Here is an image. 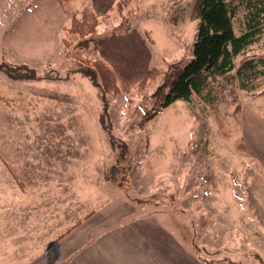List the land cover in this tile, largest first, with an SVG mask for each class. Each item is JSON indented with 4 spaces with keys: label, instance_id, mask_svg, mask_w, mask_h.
<instances>
[{
    "label": "rangeland",
    "instance_id": "374dc122",
    "mask_svg": "<svg viewBox=\"0 0 264 264\" xmlns=\"http://www.w3.org/2000/svg\"><path fill=\"white\" fill-rule=\"evenodd\" d=\"M193 1L130 0L98 17L85 50L69 28L92 0H0V264H115L95 248L124 223L126 233L143 224L159 262L168 243L190 264H264V77L232 103L151 107L168 67L192 58ZM131 29L160 75L144 91L103 95L83 60L94 41ZM243 55L264 56V32Z\"/></svg>",
    "mask_w": 264,
    "mask_h": 264
},
{
    "label": "trees",
    "instance_id": "16d2710c",
    "mask_svg": "<svg viewBox=\"0 0 264 264\" xmlns=\"http://www.w3.org/2000/svg\"><path fill=\"white\" fill-rule=\"evenodd\" d=\"M129 2L92 0L93 12L84 15L81 20L71 19L69 33L78 37L77 46L88 50L98 17H108L114 8L121 13ZM190 13L191 20L198 22L192 58L184 66L170 65L163 73L161 83L150 96L154 114L176 101L189 103L195 99L213 107L226 95L231 97L232 103L237 100L235 90L254 92L264 77V56H242L244 50L256 43L264 32V0H194ZM238 15L243 17L242 28L236 26V23L239 24ZM65 47L69 48L68 44ZM92 50L95 56L89 62L83 60L86 69L81 73L90 77L103 95L129 90L144 91L160 75L157 69L150 66L149 47L136 30L131 29L124 34L112 33L94 41ZM238 56L242 57L236 65ZM4 72L16 77L10 69ZM236 109L239 111V107ZM119 148L120 152L124 151ZM120 168L123 178L126 172ZM97 174L101 176L102 173L99 170ZM175 216L174 221L180 219L192 226L189 230H194L191 219L186 218L184 212L183 215L177 212ZM205 249L201 252L206 253Z\"/></svg>",
    "mask_w": 264,
    "mask_h": 264
},
{
    "label": "crops",
    "instance_id": "0c3cea01",
    "mask_svg": "<svg viewBox=\"0 0 264 264\" xmlns=\"http://www.w3.org/2000/svg\"><path fill=\"white\" fill-rule=\"evenodd\" d=\"M258 125H260V122L259 124L255 126H258ZM255 126L253 128L250 127L252 132L255 131L254 130ZM250 140H248V142H250ZM251 144L252 143H250L248 147L249 149L251 148L254 151V148H255L254 142L252 146ZM131 225L127 224L124 228L122 227L118 231L113 232L112 234L105 235L103 237V240L98 242L96 245L97 247L95 249L97 250V252L98 253L101 252L102 254L106 253V254H110L111 256L118 257L119 258L118 262H116L115 264H133V261L136 262V263L134 262L135 264H165L164 262L166 260L168 262L167 264H170L171 262L170 257L172 256V254L174 255L172 257H182L184 259V260H182V258L175 259V264H190L188 260H186V256L188 255L187 253L185 254L186 256L185 255L182 256L179 253H178L179 255L177 253H174L175 252L174 249L168 248V243L167 244L163 243V248L164 247L167 248L168 253H169V258L168 259L164 258L161 260V262L154 260L155 259L154 252L158 251L157 244L154 241L150 242L149 239H147L146 236L142 234L143 232L141 231V228H142L141 225L143 224L139 225V227L141 228L137 226L133 228L131 233H126L125 228L131 227ZM151 237L153 238V236ZM100 245L102 246L100 247ZM102 247L103 249H101ZM92 251L96 252L94 251V249ZM84 254L85 252L81 255L78 254L76 258H78L79 261H80L79 258H81L85 262L88 259H83L86 256ZM121 257H125V259H121ZM137 257L139 258V262L136 260ZM143 257L145 258V260L141 262L140 259ZM105 264H110V262H106Z\"/></svg>",
    "mask_w": 264,
    "mask_h": 264
}]
</instances>
